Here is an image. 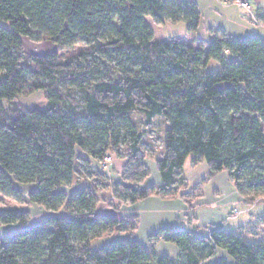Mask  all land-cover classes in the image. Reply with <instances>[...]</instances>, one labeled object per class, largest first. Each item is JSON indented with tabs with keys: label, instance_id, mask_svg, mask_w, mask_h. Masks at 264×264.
Returning a JSON list of instances; mask_svg holds the SVG:
<instances>
[{
	"label": "trees",
	"instance_id": "obj_1",
	"mask_svg": "<svg viewBox=\"0 0 264 264\" xmlns=\"http://www.w3.org/2000/svg\"><path fill=\"white\" fill-rule=\"evenodd\" d=\"M147 17L184 23L189 35L202 22L192 0H0V20L9 24L0 26V194L53 214L31 224L27 211L0 212V225L20 228L0 236V264H212L220 251L235 264H264V230L201 237L165 228L151 235L149 243L179 249L171 258L133 237L137 216L99 212V195L111 182L93 163L114 153L127 161L123 182L112 186L123 204L176 200L189 186V158L209 168L180 197L190 213L221 172L245 205L264 204V38L223 34L207 48L157 43ZM25 38L59 51L27 54ZM78 46V54L61 58ZM40 91L43 108L17 103ZM157 118L168 123L155 159L162 183L143 189L150 178L144 145ZM18 185L35 189L26 197ZM109 237L120 240L94 248Z\"/></svg>",
	"mask_w": 264,
	"mask_h": 264
},
{
	"label": "crops",
	"instance_id": "obj_2",
	"mask_svg": "<svg viewBox=\"0 0 264 264\" xmlns=\"http://www.w3.org/2000/svg\"><path fill=\"white\" fill-rule=\"evenodd\" d=\"M215 1L217 4H212L217 11L226 14V16L229 17L227 21L233 22L240 29V32L237 31L235 27L232 29L233 32L229 31L224 25L225 23H229L223 20V24L215 25L210 30L206 28L211 40L218 38L223 34L236 40H244L251 36L264 38V0H246L252 5V13H247L234 4L225 5L223 3L221 4L218 0ZM197 37V35L193 36L197 41L203 42L207 48L211 40L205 42ZM188 160L191 159L189 158ZM186 163L184 171L191 185L197 183L209 171L208 166L206 167L202 164L200 166H203V171L200 174L196 171L199 166L194 169H189L187 173ZM152 170L153 177L149 179L150 183H148V185H142L143 189L152 185H160L162 183L156 164L152 166ZM17 188L28 197V195L34 191L35 186L27 187L18 185ZM242 199L243 198L236 191L233 182L230 180L229 174L227 172H221L207 185L205 189V197L199 203L200 206L198 207L194 218L191 220L187 218L188 208L181 198L172 201L150 198L135 205L124 206L121 216L127 215L128 212H130V209L133 212L136 211L141 219L140 230H142V237L146 238L147 242L151 235L165 228L189 231L197 236L203 237L208 236L213 230L228 229L238 231L240 229H248L250 226L255 225L256 217L251 214L254 209L251 210L252 208L248 206L246 207H248L249 210H245L247 211L246 213L249 214L248 217L242 218L241 214L237 218H230L232 212L243 204ZM19 211H27L32 215L31 224H38L44 218L51 216L52 214L47 213L43 208L34 205H32L31 208H24ZM0 212L2 211L0 210ZM255 228L257 229V226H255ZM19 229V226L0 225V236L15 232ZM163 243L166 242L161 241L157 244L160 245ZM147 244L149 247H154L156 245H152L149 242ZM171 252L176 254L175 258L178 257V248L176 251L171 250ZM222 260H226L230 264H235L225 251H220L218 256L212 261V264Z\"/></svg>",
	"mask_w": 264,
	"mask_h": 264
},
{
	"label": "rangeland",
	"instance_id": "obj_3",
	"mask_svg": "<svg viewBox=\"0 0 264 264\" xmlns=\"http://www.w3.org/2000/svg\"><path fill=\"white\" fill-rule=\"evenodd\" d=\"M192 1H194L198 4V7H199L200 12L202 14V22H201V25H200L198 32L196 33V35L198 36L197 38H199L202 41L209 42L211 40V37L208 35L206 28H208L210 30L215 25L217 26V25L223 24L222 21L223 20L227 21V19L229 17H227L226 14H223L220 11H217V9L212 4V3L217 4V2L215 0H192ZM218 1H220L221 4L222 3L225 5L234 4V5H237L238 7H240L239 3H238L239 0H218ZM240 1H244V2L248 3L250 6L249 8H246V9L242 8V7H240V8H242L247 13H252V5L249 2H247L246 0H240ZM146 21L150 25V27L152 28V30L154 32V40L157 43H166V42L172 41L174 39H177L179 41H182L183 43H185L188 46L198 47L200 44H203V46L205 47V44L203 42L197 41L196 39L193 38L194 35L188 34L187 27L184 23L158 24L151 17H147ZM227 22L229 24L224 22L225 23L224 25L229 31H232V29L235 27L236 30L240 32V29L233 22H229V21H227ZM0 26L8 28L9 24L0 20ZM23 42H24L25 52L27 54L45 55V54H50V53H54V52L59 51L58 47L49 41H44L42 43H35V42L30 41L29 39L25 38V39H23ZM81 47L82 46H78L77 48H75L72 51L63 52L61 54V58L67 59L74 54H78L82 49ZM46 102H47L46 96L41 91L34 93V94L25 93L17 101V103L19 105H21L22 107L29 108L32 110L43 108L46 105ZM3 104L5 106L8 105L5 102ZM133 118L135 119V121L139 124V126L142 129L145 128L144 124H143L142 115H140L139 113H134ZM167 127H168V123L164 118H157L154 126L152 128H150V131H152V133H150V135L145 140L144 150H145L147 157H149L147 164H148V167L150 170V178L153 177L152 166H154V164H155V159L162 155V151H163L162 137H163ZM126 153H127L126 151L121 152L122 156L126 155ZM109 158H110L109 160H104L103 163H95V162L93 163V168L95 170L104 171V173L107 174V176L109 177V180L111 182L110 186L107 189H104V191H102L99 195V197H100L99 212L100 213L113 214V215H116L117 217H121V214L123 213L124 206H128V204L127 203L123 204L121 201H119L116 198V196L113 195L112 186L115 183H122L123 182L122 174H123V169L127 164V161L122 159L116 153L110 155ZM204 165L207 167V164H204ZM186 167H187V173H188L189 169L196 168L192 165L191 160L187 161ZM196 171H197V173L200 174L203 171V166H199ZM184 173H185V171H184ZM207 174H208V172L197 183L192 184V185L189 183V180L187 179L186 174H185V177L188 181L189 186L185 191H183L178 196V198H180L184 194H191L193 187L196 185H199L201 183L202 179L204 177H206ZM149 179L145 183V186L148 185V183H150ZM207 185L204 186L203 195L200 197V199L195 201L194 213L193 214L190 213L189 209H188L187 218H189L190 220L192 218H194L195 213H196L198 207L200 206L199 203L205 197V189H206ZM140 188H143L142 185L140 186ZM235 189H236V187H235ZM236 191H237V189H236ZM262 199L264 201V198H261V200ZM243 204H244V200H243ZM243 204L241 206L237 207L236 210L232 212V214L230 215V218H237L241 214H242L241 215L242 218L248 217L249 214H247L246 213L247 211H245V210H249L248 207H251L252 208L251 210L254 209L251 212V214L256 217L255 218L256 224L253 226H250L248 228V230H249V233L251 235H254V234L258 235L260 233V231L264 230V219L260 220V218L262 216H264V204H262V205L256 204V205L248 206V207H246L247 205H245V204L243 205ZM119 206L121 208V211L116 212L115 210ZM31 207L32 206H30L28 204L19 203L12 198H8V197L0 194V210L1 211H5V210L19 211V210H23L24 208L26 209V208H31ZM187 208H188V206H187ZM129 211L130 212H128V214L126 211L127 215H125V216H127V217L137 216L139 219L137 230L135 231L133 237L136 240H138L145 248H147V249L150 248L147 244L148 243L147 239L142 237V230H140L141 229L140 228V224H141L140 223V221H141L140 216L138 215V213L136 211L133 212L131 209ZM243 212H245V213H243ZM51 215H53V214H51ZM187 224H189V223H187ZM255 226H257V229L255 228ZM249 238H250V241H254L257 239V237L253 238L251 236ZM118 240H120L119 237H109L107 239H103L101 241L96 242L94 244V248L100 249V248L108 246V245H110L113 242L118 241ZM159 242H161V241H159ZM157 243L158 242H156L155 243L156 245L154 247H152L154 251H156L160 254H163V255H168L172 258L176 257V254L171 252V250L176 251L177 248L175 246H173L172 244H169V243L168 244L163 243L160 245H158ZM152 245H154V244H152Z\"/></svg>",
	"mask_w": 264,
	"mask_h": 264
},
{
	"label": "built area",
	"instance_id": "obj_4",
	"mask_svg": "<svg viewBox=\"0 0 264 264\" xmlns=\"http://www.w3.org/2000/svg\"><path fill=\"white\" fill-rule=\"evenodd\" d=\"M238 3H239V6L240 7H242V8H249L250 6H249V4L248 3H246V2H244V1H238ZM110 158H107L106 160H109Z\"/></svg>",
	"mask_w": 264,
	"mask_h": 264
}]
</instances>
